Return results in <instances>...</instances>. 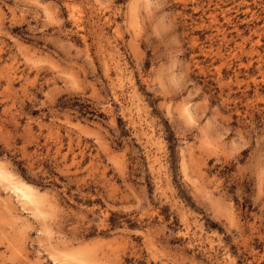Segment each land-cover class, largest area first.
Listing matches in <instances>:
<instances>
[{"label": "rangeland", "instance_id": "obj_1", "mask_svg": "<svg viewBox=\"0 0 264 264\" xmlns=\"http://www.w3.org/2000/svg\"><path fill=\"white\" fill-rule=\"evenodd\" d=\"M0 181V264H264V0H0Z\"/></svg>", "mask_w": 264, "mask_h": 264}, {"label": "bare ground", "instance_id": "obj_2", "mask_svg": "<svg viewBox=\"0 0 264 264\" xmlns=\"http://www.w3.org/2000/svg\"><path fill=\"white\" fill-rule=\"evenodd\" d=\"M8 181V180H7ZM17 181V180H16ZM1 182V181H0ZM11 183V182H10ZM11 190L17 195L18 198L25 202H35L32 187L24 182H15L11 184ZM12 193V192H11ZM16 199V198H15ZM17 200V199H16ZM20 202V201H19ZM18 202V203H19ZM28 203V204H29ZM25 204V205H28ZM29 204V205H30ZM56 249V248H55Z\"/></svg>", "mask_w": 264, "mask_h": 264}]
</instances>
